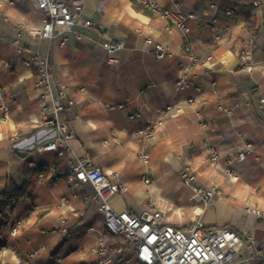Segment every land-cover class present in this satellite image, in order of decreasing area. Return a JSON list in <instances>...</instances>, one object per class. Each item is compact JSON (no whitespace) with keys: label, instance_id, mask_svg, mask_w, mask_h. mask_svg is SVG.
I'll use <instances>...</instances> for the list:
<instances>
[{"label":"crops","instance_id":"crops-1","mask_svg":"<svg viewBox=\"0 0 264 264\" xmlns=\"http://www.w3.org/2000/svg\"><path fill=\"white\" fill-rule=\"evenodd\" d=\"M24 1L0 6V103L9 105L7 120L0 122V191L9 180L15 185L25 181L24 163L43 170L33 180L31 194L0 217V264H95L91 248L115 241L104 226L94 187L88 182L70 187L64 177L69 163L83 153L125 185L110 198L112 208L134 215L156 206L155 192L177 180L173 173L191 171L194 184L215 192L204 201L185 183L177 185L187 204L199 205L189 222L177 226L200 217L208 226H227L242 237L251 233L254 242L242 240L229 264H264V0H157L160 6L176 4L194 14L188 33L131 0H62L80 7L62 46L57 37H33L20 24L42 25L33 0L40 21L27 20L28 12L19 7ZM212 2L216 12L208 8ZM85 20L91 24L84 25ZM146 35L163 43L171 56L155 58ZM116 36L124 38L125 48L111 63L99 43ZM243 50L252 53L249 71L238 65ZM33 51L48 58L54 90L58 82L66 84L59 118L71 137L63 155L37 149L59 129L41 123L37 69L26 62ZM180 63L188 65L191 85L177 91L174 79ZM171 102L177 106L162 118L160 110ZM218 102L232 107L233 114L217 109ZM196 111L202 113L205 128L198 124ZM158 121L150 137L139 134ZM205 140L219 150L214 163L203 149ZM244 141L253 143L258 159L250 153L233 180L227 162ZM142 151L149 154L147 162L139 158ZM14 219L21 221V228L8 236L6 227ZM164 222L176 225L167 217Z\"/></svg>","mask_w":264,"mask_h":264},{"label":"built area","instance_id":"built-area-1","mask_svg":"<svg viewBox=\"0 0 264 264\" xmlns=\"http://www.w3.org/2000/svg\"><path fill=\"white\" fill-rule=\"evenodd\" d=\"M15 1L0 0V6L3 3L13 4ZM33 1L42 16L41 27L33 28L23 21H20V24L33 37L47 39L57 37L58 45H64L68 40V33L78 19L80 7L78 5L70 6L62 0ZM137 1L183 33L189 32L188 22L195 18L193 13L182 11L176 4L163 7L158 4L157 0ZM208 8L214 12L218 10L217 4L213 2L209 4ZM210 20L215 23L217 16L213 15ZM83 24L89 25L91 23L85 20ZM144 41L151 46L155 58L163 59L171 56V52L165 45L154 40L150 35H146ZM14 44L17 51L21 53L23 47L18 38L14 40ZM99 46L105 52L107 61L114 63L117 61V53L125 48V41L122 36H116L100 42ZM190 58L191 61L196 60L193 55H190ZM26 62L37 69V86L41 89V100L38 103L41 123L59 129L58 134L53 139L39 145L37 149L41 151L54 150L58 155H63L69 147L68 139L71 137L67 124L59 118V113L65 107V102L61 97L66 94V84L60 81L57 84V92L54 90L49 60L38 51L28 53ZM238 65L247 71L253 68L254 61L250 50L240 52ZM189 71L188 65L179 64L174 79L177 91L190 87ZM63 75L66 76V73ZM193 87L195 90L201 89L198 85H193ZM210 87L216 92L215 82H211ZM66 101L68 104L72 103L70 99ZM260 101H264V98H260ZM187 102L191 103L193 99L188 98ZM176 106V103L173 102L166 104L160 110V116L162 118L166 117ZM217 109L223 111L226 115L233 114V108L222 102L217 103ZM8 112L9 105L0 103V122L7 120ZM49 113L50 115H48ZM196 116L198 124L205 128L207 123L202 113L196 111ZM159 123L160 121L147 124L138 132L143 138H148L152 135L154 127ZM203 149L211 161L218 160L220 153L216 145L205 140ZM250 153H253L255 158L258 159L253 143L244 141L227 162L226 170L233 180L238 178L241 166L249 161ZM139 158L143 162H147L149 154L142 151ZM39 176H42V174L40 173ZM64 177L70 187L86 182L94 187V197L100 201L98 209L103 214L104 226L115 239L112 244L99 242L91 248L95 256V264H229L237 254L238 245L242 240L250 243L254 242L251 233H246L242 237V235L227 226H208L200 217H195L186 226H177L164 222L163 212L157 208L145 209L137 215L131 214L127 209L114 210L109 200L112 196L125 190V185L108 177L84 153L74 162L69 163L64 172ZM182 178L184 182L188 183L194 179V175L189 171L183 173ZM143 181L146 184L150 183V179L146 175L143 177ZM193 190L196 194L201 195L204 200H207L214 192V189L203 191L202 189L193 188ZM20 228L21 221L14 219L8 223L6 234L16 236ZM2 238L3 236L0 233L1 241ZM35 253L36 251H33L29 256H33Z\"/></svg>","mask_w":264,"mask_h":264},{"label":"rangeland","instance_id":"rangeland-1","mask_svg":"<svg viewBox=\"0 0 264 264\" xmlns=\"http://www.w3.org/2000/svg\"><path fill=\"white\" fill-rule=\"evenodd\" d=\"M19 4H21V3H19ZM19 7L24 12H28L27 14L29 15L28 16L29 18L25 17L26 19L28 18L27 20L33 21V22H39L40 21V19H38L39 17L34 16L35 5L32 2V0L24 1L23 5H21V6L19 5ZM209 161L213 162L210 159H209ZM175 171H177V170H175ZM178 172H179V174H178ZM173 176L174 177L177 176V180L174 183L169 182L167 187H164L163 189H159L158 191L155 192L156 199H155L154 203L157 207L155 206L153 208L160 209L163 212L164 217L165 218L167 217V219L174 221V223L176 225H181V224L183 225V224H186L187 222H189L193 218V216L195 214H197L199 205L197 206V205L187 204L185 199L179 193L180 188H178V186L179 185L181 186L182 183H185L186 185H188L190 187L194 196L199 195V194H196V192L193 190V188L202 189L203 191L207 190V188H205L203 186H198V185H196V183L194 184L193 181L188 182V183L184 182L182 179V176H181V171H177V175H176V173H173ZM214 192H212V194ZM199 196L201 197V195H199ZM209 197H208V199H209ZM201 199L204 200L202 197H201ZM207 200H204V201H207ZM201 206L202 205H200V207Z\"/></svg>","mask_w":264,"mask_h":264},{"label":"trees","instance_id":"trees-1","mask_svg":"<svg viewBox=\"0 0 264 264\" xmlns=\"http://www.w3.org/2000/svg\"><path fill=\"white\" fill-rule=\"evenodd\" d=\"M135 7L139 8L144 12H149L148 9L143 7L136 0H131ZM60 116V113H59ZM43 170V167L40 166L37 169L30 167L27 163H24V171L26 174L25 181L20 185H15L12 181H7L4 189L0 191V217L4 216L8 209L15 206V204L22 198L29 196L30 186L35 179L36 175Z\"/></svg>","mask_w":264,"mask_h":264},{"label":"water","instance_id":"water-1","mask_svg":"<svg viewBox=\"0 0 264 264\" xmlns=\"http://www.w3.org/2000/svg\"><path fill=\"white\" fill-rule=\"evenodd\" d=\"M21 155H23V153H20Z\"/></svg>","mask_w":264,"mask_h":264}]
</instances>
